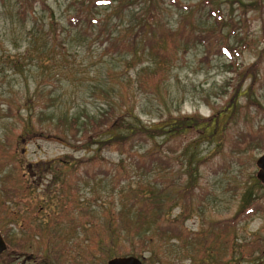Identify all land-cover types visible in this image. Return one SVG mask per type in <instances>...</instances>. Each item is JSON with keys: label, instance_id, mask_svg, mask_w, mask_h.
<instances>
[{"label": "rangeland", "instance_id": "1", "mask_svg": "<svg viewBox=\"0 0 264 264\" xmlns=\"http://www.w3.org/2000/svg\"><path fill=\"white\" fill-rule=\"evenodd\" d=\"M89 1L0 0L2 256L14 247L27 251V239L40 243L43 236L49 264H107L119 256L143 264H264V185L256 165L264 153V0H155L166 35L151 57L138 59L111 56L98 40L69 32L68 15L87 13ZM149 1L115 0L97 17L126 23ZM211 9L223 28L204 44L198 34L207 25L218 29ZM220 46L237 49L227 54ZM168 56L174 61L160 84L163 69L154 79L141 73L147 63L139 61ZM140 81L153 92L139 90ZM114 103L124 104L121 111L133 105L146 125L227 113L213 138L188 131L156 137L163 161L147 173L142 161L154 142L102 148L83 136L84 127L56 126L59 118L98 116ZM51 122L56 129L48 134ZM152 177L158 190L173 184L167 194L175 203L165 208V199L162 210L176 231L157 229L167 225L163 217L149 222V234L130 238L126 228L137 223L128 213L138 211L137 192ZM182 185L189 189L179 195ZM142 212L155 220L156 210Z\"/></svg>", "mask_w": 264, "mask_h": 264}, {"label": "trees", "instance_id": "2", "mask_svg": "<svg viewBox=\"0 0 264 264\" xmlns=\"http://www.w3.org/2000/svg\"><path fill=\"white\" fill-rule=\"evenodd\" d=\"M114 1L115 0H111L105 3L103 2V0H90L87 13H79V11H77V14L68 15V18L66 19V27L69 29V32H74V34L77 35L78 40L81 41L86 36L98 40L100 44L104 46L105 51H107V53H110L111 56L116 52V54L122 53L126 56H132L133 59H138L139 55H143L142 53H145V55L147 54V57H151L152 53L154 52V46L156 45V43L161 38H163L164 35H166L163 34L166 29L161 22L160 14L156 7V1L150 0L148 5H142L140 11L134 12L131 15L132 18L128 19L126 23H116L115 25L106 23L105 21L103 23V20L100 17H97L100 12H98L97 14L96 11H98L102 6L108 8L113 4ZM121 9V6L117 5L114 7V12H119ZM142 10L144 12H141ZM209 15L211 17H215L214 24L218 29L211 30L209 29L211 25H207V30L205 31L206 33L198 34L197 39L202 41V43L204 44H209L210 40L217 38L218 35L222 32L220 28H223L222 17H219L213 9H211L210 14L208 13V16ZM182 30L187 31L188 33L192 32L188 31L186 28H183ZM166 39L168 41L170 40L169 42L173 43V40L168 37V35ZM138 45L140 47H138ZM45 46L46 48L50 46L48 41L46 42ZM52 46L55 47V43L52 44ZM62 46L64 45L62 44ZM178 46L179 49L182 48L180 47V43L178 44ZM170 48H172V46ZM225 49L227 54H230L231 50L234 51L237 48L234 47L232 49L230 47H219V50H222V52H224ZM167 59L168 60H166V62L163 60L159 62L155 58L152 60L147 59L146 61H139L141 65L147 63L145 64V67L141 66L139 69L141 73L145 74L149 79H154V77L157 76V74L160 72L159 70L163 69V77H161L160 82L158 83L160 84L163 80H165V75L168 72L167 66L169 65V63H172L171 61H174L172 56H168ZM253 73L256 72L254 71ZM120 74L123 75V73ZM122 79H126L125 81L129 86H135L136 84H134V81L129 78L127 79L122 77ZM253 82L256 83L257 79H254ZM137 84L139 86V90H142L144 92H153L151 90L153 87H151L146 82L140 81ZM253 85L254 84H252V86ZM134 88H136V86ZM117 105L118 104L116 103L111 104L106 111L101 112L98 116L94 117L65 116L63 119L59 118L56 126L60 127L59 124L61 123V125L65 128L67 126H76L79 128L84 127V129H81L84 130L82 132L83 136H87V138H90V140L94 139V142L98 143L102 148L118 146L122 149V147L127 143L130 145V147H132L133 145L144 146L150 141L154 142L153 145L155 146V148L150 147L146 149L148 152L146 155H144L145 159L142 161L147 173L153 171L156 168V165L163 161V156L160 154V151L156 149V137L164 136L166 138L172 137L176 139V137L182 132L188 131L189 133H194L195 135L198 134L207 138H213L217 135V132L221 130V128L224 129L223 126L220 127V121L218 118H223L224 116H222L221 114H225L226 111L219 112V117L216 116L200 119L194 118L192 116L170 117L161 123L146 125L141 122L139 118L134 114L133 105L131 106V108H126L125 111H121V108L124 107V104H120L121 107L118 108ZM117 109L120 111H118ZM82 118H84V121H82ZM56 126H53L51 122L47 126L48 129H45V131H48L47 133L51 134L52 130L56 129ZM87 126H91V135H88L90 134V130H87ZM172 186V183H166L160 190H158V183L154 180V177H152L143 187L144 193L143 190L137 192V197H135V199L137 200L136 202L139 203L140 208H136L135 210L138 211H132V214L130 213V209L128 213V217L134 218L135 223H137V227L134 230L131 228H126L129 237H139L141 235L149 234V231H151V229H149L151 228L149 227V222H153L154 224L158 222L160 223L163 217L164 220H166L168 223L165 226H161L160 223L157 229H161L162 233H168L172 232V228L174 226L176 231V224L170 219V215L168 213L167 215H165V209L162 210L164 206L162 201L165 202V199H167V201L165 202V208L167 205H173L175 203L176 198L168 196L167 194L168 190ZM188 186L189 185H182V187H179L178 194L185 193L189 189ZM156 203H158L157 208ZM134 204L131 205V208L134 207ZM142 210H147V212H149L150 210H156L157 213H153L155 220L150 219L151 221H149V218L146 216L148 215V213L142 212ZM167 210L168 209H166L165 211ZM109 232L115 233L116 231L112 228L109 230ZM141 242L142 244H146L142 240Z\"/></svg>", "mask_w": 264, "mask_h": 264}, {"label": "flooded vegetation", "instance_id": "3", "mask_svg": "<svg viewBox=\"0 0 264 264\" xmlns=\"http://www.w3.org/2000/svg\"><path fill=\"white\" fill-rule=\"evenodd\" d=\"M1 233L6 241L7 248L0 254V264H49L48 251L43 236L41 237L40 243L32 239H27L28 252L22 248L14 247L8 256L3 257L2 255L8 249V241L4 233L2 231Z\"/></svg>", "mask_w": 264, "mask_h": 264}, {"label": "water", "instance_id": "4", "mask_svg": "<svg viewBox=\"0 0 264 264\" xmlns=\"http://www.w3.org/2000/svg\"><path fill=\"white\" fill-rule=\"evenodd\" d=\"M256 165L259 168L257 179L264 185V153L257 159ZM7 248L0 231V254ZM107 264H143L142 260L136 256H119L108 260Z\"/></svg>", "mask_w": 264, "mask_h": 264}]
</instances>
